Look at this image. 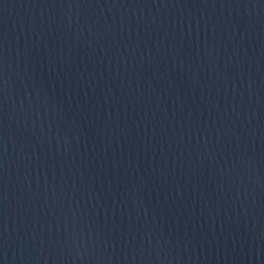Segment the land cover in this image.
<instances>
[{
    "label": "water",
    "instance_id": "95a60500",
    "mask_svg": "<svg viewBox=\"0 0 264 264\" xmlns=\"http://www.w3.org/2000/svg\"><path fill=\"white\" fill-rule=\"evenodd\" d=\"M0 264H264V0H0Z\"/></svg>",
    "mask_w": 264,
    "mask_h": 264
}]
</instances>
